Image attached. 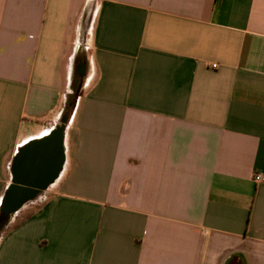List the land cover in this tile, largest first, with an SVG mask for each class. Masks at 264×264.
Here are the masks:
<instances>
[{
  "label": "crops",
  "instance_id": "crops-1",
  "mask_svg": "<svg viewBox=\"0 0 264 264\" xmlns=\"http://www.w3.org/2000/svg\"><path fill=\"white\" fill-rule=\"evenodd\" d=\"M0 220V264H264V0H0Z\"/></svg>",
  "mask_w": 264,
  "mask_h": 264
},
{
  "label": "water",
  "instance_id": "water-1",
  "mask_svg": "<svg viewBox=\"0 0 264 264\" xmlns=\"http://www.w3.org/2000/svg\"><path fill=\"white\" fill-rule=\"evenodd\" d=\"M66 122L68 121L65 120ZM64 136V127L55 129L47 138H50V140L54 141V145L57 144L63 140ZM46 138H44L45 140ZM43 140V139H42ZM40 141V140H39ZM50 142H43L41 141V144H39L37 147H32L33 152L30 154V156L27 155V161L23 158L24 152L23 149L19 150L17 156L15 157L13 161V181L22 183L23 185L27 186H33V187H40L44 188L46 185L56 178V174L60 168L55 169V162H51V168L55 170V173H49L46 174L44 170H48V165H43L44 162H41V158H43V155L45 154ZM29 144L27 147H30ZM32 155V156H31ZM26 157V156H25ZM63 161V159H62ZM24 163L28 165L27 168H23ZM46 164V163H45ZM43 167V168H42ZM36 192L32 191L31 189H28L27 187H20L17 189V187L12 184V186L7 190L5 198L3 200V206L2 209L4 213L6 212H12L13 210L17 209L18 206L25 200L32 197ZM3 226V221L0 220V230Z\"/></svg>",
  "mask_w": 264,
  "mask_h": 264
},
{
  "label": "built area",
  "instance_id": "built-area-1",
  "mask_svg": "<svg viewBox=\"0 0 264 264\" xmlns=\"http://www.w3.org/2000/svg\"><path fill=\"white\" fill-rule=\"evenodd\" d=\"M213 67H216V64H213ZM262 179H263V175H262V174L257 173V174L255 175V180L260 181V180H262Z\"/></svg>",
  "mask_w": 264,
  "mask_h": 264
},
{
  "label": "flooded vegetation",
  "instance_id": "flooded-vegetation-1",
  "mask_svg": "<svg viewBox=\"0 0 264 264\" xmlns=\"http://www.w3.org/2000/svg\"><path fill=\"white\" fill-rule=\"evenodd\" d=\"M80 66V65H79ZM80 69V68H79Z\"/></svg>",
  "mask_w": 264,
  "mask_h": 264
}]
</instances>
